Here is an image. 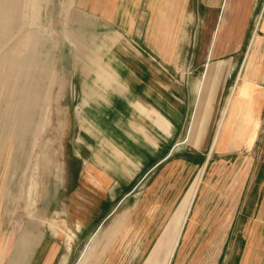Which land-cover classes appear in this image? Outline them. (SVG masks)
Listing matches in <instances>:
<instances>
[{
  "label": "crops",
  "instance_id": "obj_1",
  "mask_svg": "<svg viewBox=\"0 0 264 264\" xmlns=\"http://www.w3.org/2000/svg\"><path fill=\"white\" fill-rule=\"evenodd\" d=\"M74 2L55 66L70 152L23 264H264V0ZM20 4L0 0V35Z\"/></svg>",
  "mask_w": 264,
  "mask_h": 264
},
{
  "label": "rangeland",
  "instance_id": "obj_2",
  "mask_svg": "<svg viewBox=\"0 0 264 264\" xmlns=\"http://www.w3.org/2000/svg\"><path fill=\"white\" fill-rule=\"evenodd\" d=\"M20 2L22 7L15 19L14 29L0 35V66L7 56L14 55L12 52L28 35L36 36L37 40L31 51L23 52L24 58L16 66L18 71L22 69L23 72L19 71L18 76L9 80V87L0 90V120L7 125L4 132L0 131V149L5 141L10 140L12 143L8 154L6 186L0 190V264H23L24 257L29 258L32 254L37 242L28 239L23 241L21 238L24 232L30 235L38 232L39 186L52 183L53 177L49 175L65 163L70 152V134L65 127L69 120V113L65 110L68 102L63 101L62 110H58L60 96H56L58 79L55 66L60 54L65 52L64 46L67 49L70 47L64 40H69V37L75 39L69 34L67 24L70 14L76 11V2ZM71 43L76 45L73 41ZM23 124L27 125H24V129L19 127ZM1 152L6 150H0V155ZM5 160L7 156L4 161L0 160V168H3ZM193 191L194 188L190 197ZM52 198V192L47 194L46 202L52 201ZM43 213L42 210V216ZM180 227L170 242V248L176 244Z\"/></svg>",
  "mask_w": 264,
  "mask_h": 264
}]
</instances>
